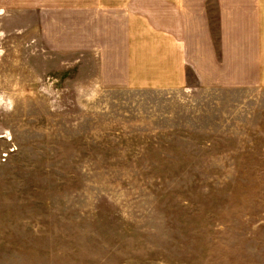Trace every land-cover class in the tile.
<instances>
[{"label":"rangeland","instance_id":"1","mask_svg":"<svg viewBox=\"0 0 264 264\" xmlns=\"http://www.w3.org/2000/svg\"><path fill=\"white\" fill-rule=\"evenodd\" d=\"M82 7L0 0V264H264L258 68L247 84L240 67L204 87L188 66L179 88L115 85ZM163 22L122 20L138 58ZM204 26L220 57L223 23Z\"/></svg>","mask_w":264,"mask_h":264},{"label":"crops","instance_id":"2","mask_svg":"<svg viewBox=\"0 0 264 264\" xmlns=\"http://www.w3.org/2000/svg\"><path fill=\"white\" fill-rule=\"evenodd\" d=\"M75 12L83 13L89 50L99 53L101 67L112 69L109 72L115 85L179 88L186 82L188 66L204 87L218 84L219 77L232 85L240 67L244 84L254 76L256 67L264 84V0H83V7ZM158 18L164 20L162 27L150 26L146 43H153L157 35L161 37L160 49L150 50L146 60L138 58L145 55L138 48L140 39L122 20ZM207 18H217L224 25L220 40L225 53L220 57L204 26ZM87 19L100 21L96 28L88 29ZM136 66L155 71L134 80L130 73L128 76V68L132 73Z\"/></svg>","mask_w":264,"mask_h":264}]
</instances>
